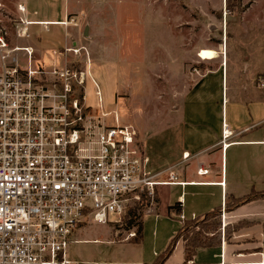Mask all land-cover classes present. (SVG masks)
<instances>
[{
  "label": "crops",
  "instance_id": "crops-1",
  "mask_svg": "<svg viewBox=\"0 0 264 264\" xmlns=\"http://www.w3.org/2000/svg\"><path fill=\"white\" fill-rule=\"evenodd\" d=\"M9 1L7 7L0 2L4 15L0 29H6L2 40L30 47L32 68L49 70L79 61L74 66L90 72L101 90L105 110L118 101L123 105L130 102L134 83L126 80L120 62L114 64L103 57L105 47L93 37V22L79 8V0ZM18 4L24 11L18 9ZM20 18L26 22L20 23ZM70 18L76 25L68 22ZM85 21L89 24V38L83 43ZM251 24L254 26L252 22L248 26ZM259 24L262 32L255 38L258 40H195L184 44L188 52L177 58L174 70L171 63L175 57L166 53L164 61L170 65L160 70L162 122H153L152 128L144 132L128 124L137 130L139 142L145 143L149 168L162 171L157 179L167 180L168 172H174L180 183L156 187L157 206L144 211L139 240L117 239L109 229L95 233L80 228L67 247V256L75 264H153L171 242L163 264H264V196L231 206L233 198L264 190V19ZM19 28L25 30L24 35L17 34ZM211 45L216 47L217 56L201 59L200 65L189 70L188 64L198 57L197 51ZM69 47L78 52H66ZM18 56L19 65L26 68L24 53L18 52ZM156 73L152 72L153 84ZM189 73L193 82L188 84ZM93 90L89 82L87 97ZM95 102L88 101L92 105ZM224 129L230 135L224 137ZM184 152L189 153L187 159L182 158ZM199 168L207 172L199 174ZM179 212L184 215L183 221L176 216ZM214 212L222 219L224 214L226 219L236 217L251 222L247 227L233 229L228 236L230 221L222 222L218 239L193 247L188 257L179 236L184 222L203 219Z\"/></svg>",
  "mask_w": 264,
  "mask_h": 264
},
{
  "label": "built area",
  "instance_id": "built-area-1",
  "mask_svg": "<svg viewBox=\"0 0 264 264\" xmlns=\"http://www.w3.org/2000/svg\"><path fill=\"white\" fill-rule=\"evenodd\" d=\"M71 50L78 52L65 49ZM32 54L0 36V264H75L67 247L82 223L116 229L132 204L146 201L148 212L157 206V186L180 182L174 172L157 179L162 171L149 168L135 128L104 109L88 70L74 64L32 68ZM89 82L93 105L87 101ZM112 112L113 123H107ZM176 216L184 220L182 212ZM135 236L130 229L122 239Z\"/></svg>",
  "mask_w": 264,
  "mask_h": 264
},
{
  "label": "rangeland",
  "instance_id": "rangeland-1",
  "mask_svg": "<svg viewBox=\"0 0 264 264\" xmlns=\"http://www.w3.org/2000/svg\"><path fill=\"white\" fill-rule=\"evenodd\" d=\"M0 2L2 6L10 5L9 0H0ZM225 2L226 0H79V8L85 10L86 15H89L93 22V37L97 43H102L105 47L102 49L103 57H107L114 64L115 61L120 62V66L125 70L126 80L129 79L134 83L132 98L128 104L123 105L118 101L116 106L114 104L108 107L109 111L117 110L120 124L131 123L144 132L152 128L153 122L157 120L162 122L164 92L161 84L163 75L160 74V70L170 65L166 60L164 61L166 53L168 55L171 52L175 57L171 63V68L174 70L177 58L188 52L184 44L187 45L195 40H205L208 43H216V40L220 42L234 40V38L258 40L255 38H259L262 32L259 22L264 19V0H228L227 6ZM253 2L254 4L251 5ZM2 6L0 4V8ZM2 16L4 15L0 11V18ZM251 22L254 26L252 24L248 26ZM3 33H6V29H0L1 36ZM83 38V43L88 42L87 37L83 36ZM212 45L200 49H216ZM82 51L84 58L87 57L85 50ZM200 58L210 60L201 56L195 57V61L189 62L188 69L192 71L194 65H200ZM75 62L78 64L79 61ZM155 70L158 73L153 74L156 78L153 84L152 72ZM190 75L189 73L187 78L188 84L193 82ZM154 89H156V99L153 97ZM87 99L94 103L96 99L94 92H89ZM106 122L113 123V112ZM137 141L146 154L145 143L139 142L138 132ZM262 192L261 196H264V190ZM147 204L146 201L132 204L124 215L122 224L115 226L116 229L110 224L87 220L74 232L72 239H75L77 231L84 227L88 232L95 233L109 229L115 238L122 239L128 230L136 231L141 225ZM227 220L230 224L226 229V236L233 229L247 227L251 222L238 220L236 217L226 219L224 214L223 219L220 214L206 222H204L205 218L185 221L179 236L185 243L187 252L193 250L194 245L199 242L198 239L201 242L216 241L219 237L220 224L222 222L224 224ZM115 231L118 234H115Z\"/></svg>",
  "mask_w": 264,
  "mask_h": 264
},
{
  "label": "trees",
  "instance_id": "trees-1",
  "mask_svg": "<svg viewBox=\"0 0 264 264\" xmlns=\"http://www.w3.org/2000/svg\"><path fill=\"white\" fill-rule=\"evenodd\" d=\"M226 6L228 4V0H226L225 2ZM263 195V192H255V191H252L251 193H249L248 195L244 196V197H241V198H233V204H231V206H237L239 204H243V203H246L248 201H251L252 199L256 198L257 196H261ZM230 207V206H228ZM227 207V208H228ZM219 216V214L217 212H214L213 214H210V215H207V217L205 218L208 219L209 217H217ZM206 222V221H204ZM141 236V225L138 226L137 230H136V236L133 237V239L135 240H139ZM198 243L195 244L194 246H202V245H208L210 244L209 242H201L199 239H198ZM171 246H172V242L170 243V245L165 249V251H163L158 257L157 259L155 260V262L153 264H163V262L165 261V259L168 257L170 251H171ZM191 255V251L190 252H187V256L189 257Z\"/></svg>",
  "mask_w": 264,
  "mask_h": 264
},
{
  "label": "bare ground",
  "instance_id": "bare-ground-1",
  "mask_svg": "<svg viewBox=\"0 0 264 264\" xmlns=\"http://www.w3.org/2000/svg\"><path fill=\"white\" fill-rule=\"evenodd\" d=\"M216 54V51L208 48L200 49L198 52V56H201L203 59H213L217 56Z\"/></svg>",
  "mask_w": 264,
  "mask_h": 264
},
{
  "label": "water",
  "instance_id": "water-1",
  "mask_svg": "<svg viewBox=\"0 0 264 264\" xmlns=\"http://www.w3.org/2000/svg\"><path fill=\"white\" fill-rule=\"evenodd\" d=\"M82 34H83V36H85L87 38L89 37V24L88 23H86L84 25Z\"/></svg>",
  "mask_w": 264,
  "mask_h": 264
}]
</instances>
